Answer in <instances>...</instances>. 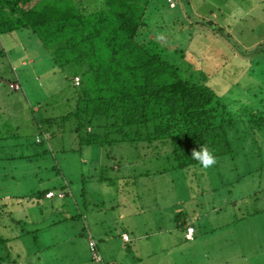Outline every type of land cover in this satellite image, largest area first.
<instances>
[{
  "label": "rangeland",
  "instance_id": "1",
  "mask_svg": "<svg viewBox=\"0 0 264 264\" xmlns=\"http://www.w3.org/2000/svg\"><path fill=\"white\" fill-rule=\"evenodd\" d=\"M155 2L165 14L162 30L155 32L163 55L186 75L207 77L233 115L246 116L247 109L264 113V0H175V8L168 0ZM74 72L73 66L59 69L31 30L0 31V236L8 239L0 242V264H14L20 252L46 251L44 239L52 236L64 241L55 248L68 249L67 258L57 261L89 260L82 214L94 235L102 223L109 232L106 221L119 219L109 236L123 242L122 232H128L129 249L148 233L156 247L161 238L179 244V227L170 235L148 225L162 216L172 228L171 210L176 209L191 216L203 213L194 223L199 241L240 235L264 246L263 139L243 141L234 157L225 156L209 168L186 169H170L176 161L163 142L82 145L74 121L62 120L75 110ZM245 125L241 122L242 129ZM45 132L50 138L39 143ZM96 166L101 182L88 177ZM47 188L56 197L42 200ZM63 190L66 195L60 198ZM98 216L102 222L97 226L92 221ZM216 221L222 225L214 227ZM167 245L172 248L164 258L178 257V247ZM45 257L26 261L48 264ZM250 257V264H264V251L250 252Z\"/></svg>",
  "mask_w": 264,
  "mask_h": 264
},
{
  "label": "trees",
  "instance_id": "2",
  "mask_svg": "<svg viewBox=\"0 0 264 264\" xmlns=\"http://www.w3.org/2000/svg\"><path fill=\"white\" fill-rule=\"evenodd\" d=\"M164 15L155 0H0V31L29 29L59 69L75 68L76 106L62 120L74 121L82 145L163 142L176 161L170 169H186L201 165L193 150L217 162L243 141L264 140L263 112L233 115L207 77L186 75L163 55L155 32ZM178 218L186 233L188 215Z\"/></svg>",
  "mask_w": 264,
  "mask_h": 264
},
{
  "label": "crops",
  "instance_id": "3",
  "mask_svg": "<svg viewBox=\"0 0 264 264\" xmlns=\"http://www.w3.org/2000/svg\"><path fill=\"white\" fill-rule=\"evenodd\" d=\"M44 134L49 135L46 132ZM49 138H50V135H49ZM38 142L40 143L41 141H38ZM84 161L86 163L88 162L86 161V159H84ZM92 168H93L92 174L88 175V177L90 176L91 178V182L94 179L101 182L102 179L104 178L101 176L99 172L100 168H98L97 166L92 167ZM67 185L69 189L71 190V187L69 186V184ZM69 189L64 188L65 191ZM64 190L60 191L61 192L60 194H63V196H60V194H58L59 192L57 193L60 198H63L64 195H66ZM45 191H48L47 193L52 192V191L55 193V191L50 188H47ZM47 195L45 196L41 195L39 197H45L42 200L44 199L48 200L50 198ZM54 197H51V199H53ZM156 206H158L157 209L160 208L161 211L163 210L162 205L156 204ZM166 208L171 209L169 205L166 206ZM157 209H155L154 211H157ZM216 209L217 207H213V211H215ZM177 211L178 209L171 210V212L173 213L172 221L175 220L172 228H168L165 226L164 222L166 221V219L165 217H162V216H157L154 220L152 219L151 221H148V225L150 223H154L155 225L154 227L156 231L159 232L160 234H162L163 232H166V233H169L170 235H173V233H176L175 229H178L179 227L177 220H180L178 216L181 215V214H178ZM220 211H222V209ZM68 214H71V213H68ZM123 214L122 216L124 217L128 216V215H123ZM202 214L203 213L198 214V215L195 214L193 216L188 214V219L191 222L190 225H193L195 227V238L193 240H188L186 237L187 232L185 233L182 231L183 238L179 237V244L176 243L175 241H171V238L170 239L161 238L159 242L157 243L158 245L156 247L154 246L153 242L148 240V238L150 237L148 233V237L146 238L144 236H140L139 241L134 245L133 248H131L134 251L129 249L130 247H128V244L132 242V237L128 234V232H125V231L122 232V240L124 244L120 240H117L114 236L113 237L109 236L110 231L114 235V229L116 227H119V219L113 217L112 221H108V222L106 221V223L109 224L108 225L109 230H110L109 232L106 231L107 229L104 227V223H102V228L96 229L95 230L96 233L94 232L95 233L94 235L90 226L87 224L88 216L86 215L84 216V214H82L84 223H85V229H86L85 232L87 233V236H88L87 237L88 245L87 243L86 245L89 247V250L91 252V249L89 246L90 234H91L92 237L97 241L99 249L101 250L103 255L105 254V256H107V260L110 263H115V264H250V261L252 260V258L250 257V252L259 253V252L264 251L263 243L258 242V240L256 241V239H253L251 241L248 237L240 236V235L239 236H223V237L213 236V237L204 238L203 241H199L200 238H197V235H196L197 228L194 223L195 221H198L203 217L201 216ZM70 218H73V217L70 216ZM92 222L97 223V226H98L99 225L98 223H101L102 220H100L98 216V221H95V222L92 221ZM56 223L57 222H53L52 224L45 223V225L48 224L49 227H52L56 225ZM217 225L221 226L222 224L221 222L216 221L214 224V227H217ZM174 230L175 232H173ZM117 233L119 232H116V234ZM126 234L128 235L129 240L125 239ZM15 237L19 238L20 236H15ZM105 237H108V239L106 240ZM44 240H46L44 243L47 245L46 248H44V250L46 249V251L42 252V249H39L34 254H31V253L24 254L20 252L18 253V259L15 258L14 264H35L34 262L29 263L28 261H26L27 259H31V256L33 257V259H42L46 256L45 259L46 261H49L48 264H69L66 262L57 261V260H60L61 258H67V254L64 253L65 251L68 250L67 248L66 249L62 248L59 250H58V248H60L59 246L55 248L56 245H61L62 243H64V241L58 240L56 236L47 237ZM167 241H169L173 246L178 247V249L180 250L178 257H173L172 255H170L169 259L164 258V255L162 254L172 248V247L168 248ZM188 242H192L191 247L187 245ZM100 243H102V245ZM53 248L62 253H58V252L55 253L54 251H52L54 250ZM73 253L74 252L71 251L70 254L68 255L72 256ZM158 255H161L163 257L160 258L158 257ZM71 259L75 260L73 258ZM86 260L87 259H84L81 261L76 260V264H94L93 259H92V253L90 255L89 260L87 261ZM255 264H259V262L256 261Z\"/></svg>",
  "mask_w": 264,
  "mask_h": 264
},
{
  "label": "built area",
  "instance_id": "4",
  "mask_svg": "<svg viewBox=\"0 0 264 264\" xmlns=\"http://www.w3.org/2000/svg\"><path fill=\"white\" fill-rule=\"evenodd\" d=\"M171 2V6H175V1L174 0H169ZM76 81V85H80L81 84V78L80 77H76L75 79ZM45 139H49V135L45 134V136L43 137ZM43 138L38 137V141H42ZM49 198L56 196V193L49 192L47 195ZM60 196H63V194H60ZM195 234V228L193 226H190L187 233H186V237L188 240H193L195 238L194 236ZM125 239L129 240L128 235H125ZM89 246L91 249V253H92V259H93V263L94 264H115V263H110L108 262L103 253L101 252V250L99 249L98 243L97 241L92 237V235L90 234V241H89Z\"/></svg>",
  "mask_w": 264,
  "mask_h": 264
},
{
  "label": "clouds",
  "instance_id": "5",
  "mask_svg": "<svg viewBox=\"0 0 264 264\" xmlns=\"http://www.w3.org/2000/svg\"><path fill=\"white\" fill-rule=\"evenodd\" d=\"M192 158L199 161L204 168H209L216 163V160L212 153L205 148H199V150H193Z\"/></svg>",
  "mask_w": 264,
  "mask_h": 264
}]
</instances>
